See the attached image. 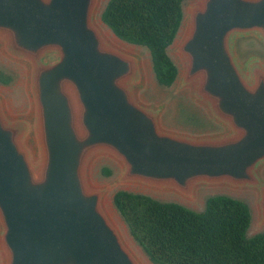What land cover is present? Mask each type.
Returning a JSON list of instances; mask_svg holds the SVG:
<instances>
[{
  "label": "water",
  "instance_id": "95a60500",
  "mask_svg": "<svg viewBox=\"0 0 264 264\" xmlns=\"http://www.w3.org/2000/svg\"><path fill=\"white\" fill-rule=\"evenodd\" d=\"M99 1L0 0V47L25 65L33 107L12 117L0 96L2 264H148L107 208L111 189L130 191L123 185L188 199L212 186L245 189L254 228L264 226V54L239 44L264 48V0L183 1L167 48L178 57L171 86L211 124L186 132L163 128L164 105L138 98L144 59L131 46H144L103 22L108 0L97 20ZM102 154L118 171L94 185L89 164Z\"/></svg>",
  "mask_w": 264,
  "mask_h": 264
},
{
  "label": "trees",
  "instance_id": "16d2710c",
  "mask_svg": "<svg viewBox=\"0 0 264 264\" xmlns=\"http://www.w3.org/2000/svg\"><path fill=\"white\" fill-rule=\"evenodd\" d=\"M185 0H108L103 22L121 40L146 47L159 85L169 87L178 69L167 53L180 27ZM11 75L0 68V83ZM109 176L107 167L100 170ZM112 202L129 234L153 264H264V230L249 236L246 201L214 194L200 211L178 202L119 189Z\"/></svg>",
  "mask_w": 264,
  "mask_h": 264
},
{
  "label": "rangeland",
  "instance_id": "374dc122",
  "mask_svg": "<svg viewBox=\"0 0 264 264\" xmlns=\"http://www.w3.org/2000/svg\"><path fill=\"white\" fill-rule=\"evenodd\" d=\"M106 0H100L97 6V16L101 12ZM240 47L243 51L261 49L264 54V48L256 43L255 40H241ZM175 45H172L169 49V54L174 59L176 64L178 63V57L176 55ZM133 51L139 52L143 59V69H144V84L146 92L144 94H138V98L141 101H148V98L155 102H160L163 104L164 108L161 115V126L166 129L180 130V131H191V130H202L205 127L209 128L205 111L202 104L192 100L190 98L189 92L182 91L181 86H171L169 88L158 85L155 81L150 68V60L148 56V51L144 47L131 46ZM0 68L6 73L11 75V82L9 84L0 83V96L4 101V108L8 115L15 116H28L32 113V105L25 94V86L27 82V69L25 65L20 61H15L8 57L0 47ZM102 167H107L110 169L111 173L109 176L102 175L100 170ZM118 171L117 165L113 160L105 154L95 156L89 164V179L94 185H104L115 177ZM130 191L146 193L156 199L163 201H175L194 210H201L204 206L205 199L211 194H228L236 198L242 199L248 203L251 210L252 221L248 229V235H253L256 232L264 229V226L260 228H254L255 221V208H254V195L252 192L241 188H230L227 186H212L207 188H202L196 191L194 196L190 199L173 192V190H160L139 186L123 185L120 186ZM115 188L111 189L107 195V208L115 216L118 224L121 227L124 239L132 246V248L140 254V256L148 263L146 256L144 255L142 249L134 243L132 240L127 226L122 220L119 213L115 210L112 205V193ZM3 258L0 250V264H2Z\"/></svg>",
  "mask_w": 264,
  "mask_h": 264
}]
</instances>
